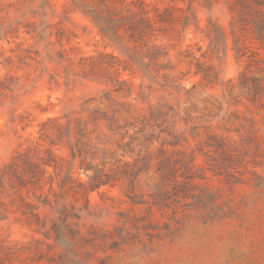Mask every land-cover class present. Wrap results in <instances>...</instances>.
<instances>
[{
    "label": "rangeland",
    "instance_id": "374dc122",
    "mask_svg": "<svg viewBox=\"0 0 264 264\" xmlns=\"http://www.w3.org/2000/svg\"><path fill=\"white\" fill-rule=\"evenodd\" d=\"M72 1L0 0V264H264V99L251 101L264 45L250 24L253 8L241 16L237 0L209 9L203 0H85L124 15L143 9L154 31L142 44L162 49L157 63L172 67L158 86ZM208 21L226 33L225 52L209 47ZM93 111H117L119 124L134 127L111 131L92 121ZM69 119L84 127L82 137L70 127V139L97 149L87 155L93 167L108 172L148 154L149 170L134 186L121 178L86 191L91 171L58 139ZM219 139L246 154L241 165L214 166L233 161L208 146ZM159 149L172 162L193 159L202 175L194 183L216 194L227 216L204 222L207 208L151 205ZM64 209L78 218H62Z\"/></svg>",
    "mask_w": 264,
    "mask_h": 264
},
{
    "label": "trees",
    "instance_id": "16d2710c",
    "mask_svg": "<svg viewBox=\"0 0 264 264\" xmlns=\"http://www.w3.org/2000/svg\"><path fill=\"white\" fill-rule=\"evenodd\" d=\"M190 1V5L192 0ZM217 0H203L204 6L209 9L210 6L215 3ZM140 6L143 5V2H139ZM237 6L236 11L244 16L247 8L252 7L251 12V21L254 34L256 38L261 41L264 45V0H237L235 2ZM72 7L87 16L93 25L97 28L98 32L116 49L123 53L127 60L134 64L137 69L142 73V75L148 79L151 83L158 86H166L158 83V78H164V75L161 73L163 70H172V67L168 64L161 65L157 63V59L164 57L166 53L162 52V49L155 46L146 47V44H142L147 33L154 31V28L150 22L145 17V12L143 9H140L137 13H131L129 15H124L121 12H117L115 8L109 7L106 4L100 6L90 4L85 0H75L72 1ZM190 7V6H189ZM189 10V8H188ZM193 18V15H192ZM189 16H185L183 21V26L187 27L189 25ZM121 31L123 34H121ZM207 37L209 38V47L214 53H220V51H226L227 37L224 30L215 25V23L208 21V30ZM231 34L233 35L234 50L236 53L241 51V47L238 45V40L234 36V31L231 29ZM124 35H127L125 37ZM142 48H146L144 51ZM144 58L148 59V62L143 61ZM198 66H202L198 62ZM117 83L116 91L122 90L120 85L123 86V82L114 80ZM254 83V93L250 91V87H247L249 90V95L252 93L251 101H261L264 99V77L262 79H251ZM181 87V86H180ZM194 88V87H193ZM181 89L185 90L183 87ZM253 89V87H252ZM189 92L190 90H185ZM111 101V99H108ZM264 107V101L261 104ZM130 108L125 110L126 113L129 112ZM92 121H98L99 119H104L109 126L111 131L120 132L123 130L122 135H126L129 128L134 127L133 123L125 122L123 125L119 124L120 120L115 118L117 111H114L113 115L109 116L106 112L98 113L93 111ZM100 115V117L96 115ZM70 127L75 130V134L82 137L84 135L83 124L79 121H72L69 119L66 124V128L58 127L59 137L62 138L63 135L67 139L68 149L72 160H75L77 157L81 158L80 168L84 169L85 172L91 171V175L88 177L86 191H93L103 185L119 181L121 178H125L130 186H134L137 177L142 173L149 170V164L154 159L153 156L144 155L138 160H135L134 163H123L121 166L116 168H111L108 172L99 167H93L90 161L87 162V155H94L95 152L91 150H97L94 147H91L89 144L81 141L80 138L70 139L72 132ZM215 136L209 137V140L214 139ZM131 141L133 138H131ZM128 144L123 145V148L127 147ZM211 148H214L215 152L224 154L226 159H233L231 165L228 162L223 161L218 163L217 169H222L227 171L228 169L236 168L238 165H241L244 162L243 157L246 156L238 153L235 148L230 147L228 142L225 139L215 140L214 144L210 143L208 145ZM88 148V149H87ZM159 159L155 164V173L158 176V182L150 188L151 193L149 198L151 199L150 204L158 207L159 209H166L171 207L173 213L176 212V209L182 208V211H185L189 207H194V209H208L204 214V222H212L219 220L227 216L229 211L227 205L224 203L221 205H216L218 196L215 194H210L206 188L194 183L195 179H202V175L199 174L200 170H193L194 166L191 165L193 159L189 161H176L172 162L170 159L164 157V152L162 149L158 150ZM104 158V157H103ZM216 162V160H213ZM50 162V161H49ZM118 162V161H117ZM235 162V163H234ZM46 164V163H45ZM115 165V164H114ZM177 165L179 167H177ZM182 169L183 182H177V175ZM70 179V178H69ZM258 179L264 180V178L258 176ZM71 180V179H70ZM60 189H64V186L61 185ZM191 200V202H188ZM179 205V207H178ZM61 214V215H60ZM59 216L64 219L67 218H78V215H70V212L67 210L60 211ZM34 217H37L36 214H33ZM69 228V225H64L63 229ZM61 227L53 223L51 230L55 233L57 237L61 234Z\"/></svg>",
    "mask_w": 264,
    "mask_h": 264
}]
</instances>
